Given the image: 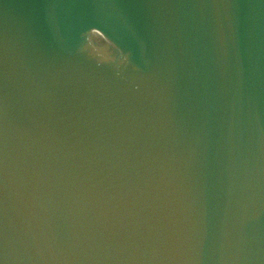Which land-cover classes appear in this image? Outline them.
<instances>
[{
    "label": "water",
    "instance_id": "95a60500",
    "mask_svg": "<svg viewBox=\"0 0 264 264\" xmlns=\"http://www.w3.org/2000/svg\"><path fill=\"white\" fill-rule=\"evenodd\" d=\"M248 2L0 0V259L264 264Z\"/></svg>",
    "mask_w": 264,
    "mask_h": 264
},
{
    "label": "clouds",
    "instance_id": "9594fccd",
    "mask_svg": "<svg viewBox=\"0 0 264 264\" xmlns=\"http://www.w3.org/2000/svg\"><path fill=\"white\" fill-rule=\"evenodd\" d=\"M56 7L57 5L55 3H50L44 6L46 12L55 9ZM118 7L121 9L128 23L130 25H134L136 23V17L133 16L126 8L119 5ZM182 7L198 9L209 6L201 4H189L183 5ZM210 7L216 8L218 10H229L232 15H240L251 21L264 20V0H255V2L248 3H218L211 5ZM259 76L260 81L264 79V77H262L261 69H259ZM0 264H6L5 260L0 259Z\"/></svg>",
    "mask_w": 264,
    "mask_h": 264
}]
</instances>
